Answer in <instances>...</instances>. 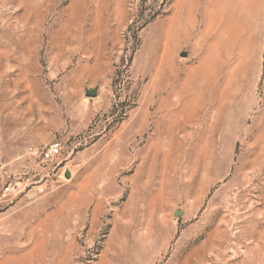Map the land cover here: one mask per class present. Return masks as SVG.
Here are the masks:
<instances>
[{"label":"rangeland","instance_id":"obj_1","mask_svg":"<svg viewBox=\"0 0 264 264\" xmlns=\"http://www.w3.org/2000/svg\"><path fill=\"white\" fill-rule=\"evenodd\" d=\"M0 264H264V0H0Z\"/></svg>","mask_w":264,"mask_h":264},{"label":"built area","instance_id":"obj_2","mask_svg":"<svg viewBox=\"0 0 264 264\" xmlns=\"http://www.w3.org/2000/svg\"><path fill=\"white\" fill-rule=\"evenodd\" d=\"M62 143L60 141L52 142L45 150H43V157L47 160H53L57 157L62 150ZM7 190H10V186H6Z\"/></svg>","mask_w":264,"mask_h":264},{"label":"bare ground","instance_id":"obj_3","mask_svg":"<svg viewBox=\"0 0 264 264\" xmlns=\"http://www.w3.org/2000/svg\"><path fill=\"white\" fill-rule=\"evenodd\" d=\"M204 9H205V7H204ZM188 11L190 12V10H187V13H188ZM204 11H205V10H204ZM190 14H192V13H190ZM187 15H189V14H187ZM185 17H186V16H185ZM186 18H187V20H188V17H186ZM200 18H201V17H200ZM189 19H190V16H189ZM192 19H193V18H192ZM192 19H191V20H192ZM189 21H190V20H189ZM173 22H174V21H173ZM173 22L171 21L170 23H173ZM170 23H169V24H170ZM169 26H170V25H169ZM173 26H174V25H173ZM170 27H171V26H170ZM171 28H172V27H171ZM169 31H170V30H169ZM166 34H167V32H166ZM168 35H169V34H168Z\"/></svg>","mask_w":264,"mask_h":264},{"label":"water","instance_id":"obj_4","mask_svg":"<svg viewBox=\"0 0 264 264\" xmlns=\"http://www.w3.org/2000/svg\"><path fill=\"white\" fill-rule=\"evenodd\" d=\"M89 94H90V95H95L96 92H95V91H90Z\"/></svg>","mask_w":264,"mask_h":264}]
</instances>
